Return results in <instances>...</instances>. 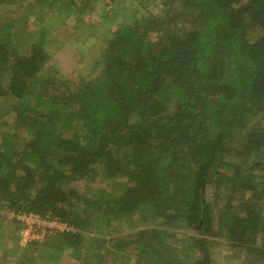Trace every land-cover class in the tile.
Wrapping results in <instances>:
<instances>
[{"label":"trees","instance_id":"trees-1","mask_svg":"<svg viewBox=\"0 0 264 264\" xmlns=\"http://www.w3.org/2000/svg\"><path fill=\"white\" fill-rule=\"evenodd\" d=\"M99 1L0 0V105L14 128L0 138V210L73 227L28 244L29 260L211 264L225 244L264 264V0H161L64 76L47 33L63 18L64 31L90 26Z\"/></svg>","mask_w":264,"mask_h":264},{"label":"rangeland","instance_id":"rangeland-1","mask_svg":"<svg viewBox=\"0 0 264 264\" xmlns=\"http://www.w3.org/2000/svg\"><path fill=\"white\" fill-rule=\"evenodd\" d=\"M97 7L100 9L97 10L98 12H96L95 15L93 13L91 14L95 21H92L90 26L79 29L75 25H68V28L66 27L67 31H64L65 27L61 24L64 19L63 18L60 21H56L57 25H60L57 27V30L52 28V31L50 29L47 33L54 36V38L51 39L54 40V47L58 45L61 47H58L59 51L51 54V58L55 68L60 73L64 74V76H69L73 71L80 73L86 67H92V62L90 60L87 61V59L90 58L91 55L98 54L102 46L100 43H102L101 40H103V35L108 36L109 32L115 28V25L123 21L125 17H139L148 12L157 14L165 10L161 0H114L113 3H111L110 0H101L99 1ZM38 15L39 11L35 16H33L31 28L24 29V31L28 32L27 35L34 33L32 30L36 31L39 28V26H36ZM62 15L63 13L59 11L56 12L54 17L58 18ZM74 32L76 35L75 39ZM77 33H80L81 36L77 37ZM22 37L24 36H20L18 39L13 41V43H21V41L25 40L24 38L21 39ZM95 41L100 42L96 43ZM49 44L51 47L53 46V43ZM85 60L87 61L86 64ZM88 73L89 71H86L82 74L86 75ZM3 107L4 105H0V125L4 127H0V138L3 136L4 139V134L6 132V134H8V131H13L14 128L12 125L11 115L8 112L6 113V109ZM18 135L21 140L23 137H28L23 131H20ZM84 185V183L81 184L80 189L83 188ZM106 186L111 187V183L102 182L100 184L98 182H94L92 187H90V190L92 193H95L96 187L103 188ZM18 214L19 212H14L12 210H0V264H56L57 262L53 254L45 255V257L36 256L35 262H33L34 259H30V262V249L25 251V249L30 246L28 244L20 245L18 233L16 239L6 237V222H8V220H16L15 216L17 217ZM95 234L98 235L96 232H93L91 233V236H95ZM107 236L110 237V235ZM44 240L45 238L36 242L41 243ZM182 251H185L184 248ZM244 254V252L238 249L229 250L225 244H220V246L212 248L213 262L211 264H246L245 261H243ZM93 257L94 255L91 259ZM249 257L255 258V254L249 253ZM21 258H25L26 261L24 260L22 262L19 260ZM56 258L58 259L59 264H75L69 251L62 250L60 254L56 255ZM50 260L54 261L52 262Z\"/></svg>","mask_w":264,"mask_h":264},{"label":"built area","instance_id":"built-area-1","mask_svg":"<svg viewBox=\"0 0 264 264\" xmlns=\"http://www.w3.org/2000/svg\"><path fill=\"white\" fill-rule=\"evenodd\" d=\"M15 218L22 223L18 231L20 245L40 241L49 234L73 230V227L68 222L61 221L57 217H41L32 212H19Z\"/></svg>","mask_w":264,"mask_h":264},{"label":"crops","instance_id":"crops-1","mask_svg":"<svg viewBox=\"0 0 264 264\" xmlns=\"http://www.w3.org/2000/svg\"><path fill=\"white\" fill-rule=\"evenodd\" d=\"M6 229V228H5Z\"/></svg>","mask_w":264,"mask_h":264}]
</instances>
